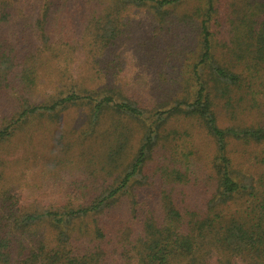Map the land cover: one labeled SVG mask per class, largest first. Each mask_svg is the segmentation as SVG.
<instances>
[{"label":"trees","instance_id":"16d2710c","mask_svg":"<svg viewBox=\"0 0 264 264\" xmlns=\"http://www.w3.org/2000/svg\"><path fill=\"white\" fill-rule=\"evenodd\" d=\"M29 2L39 47L20 55L1 35ZM144 14L159 33L143 47L174 78L152 101L113 80ZM45 52L52 87L33 103ZM11 86L21 101L0 115V264H264V0H0V95ZM71 111L84 113L65 126ZM48 123L52 162L72 177L46 203L9 173L30 160L16 140Z\"/></svg>","mask_w":264,"mask_h":264},{"label":"rangeland","instance_id":"374dc122","mask_svg":"<svg viewBox=\"0 0 264 264\" xmlns=\"http://www.w3.org/2000/svg\"><path fill=\"white\" fill-rule=\"evenodd\" d=\"M13 1V0H10ZM36 2H29L27 4L19 3L16 9L18 14H14L9 23H7L2 31L1 39H3L7 48L16 47L20 55L26 54L27 49H33L39 47L33 36V30L35 25L36 16L34 15V6ZM21 12V14H19ZM61 17V16H58ZM133 18L136 22H133L135 31L133 33V40L130 43V49L121 52V60H118L116 64L120 67V74L113 78L119 85L129 83L130 86L135 87L143 98L147 101H152L157 98L158 94L162 95V90L156 91L157 81L164 79H174L172 77H160L161 73L159 68L163 66V55H158L159 62L151 60L152 55L156 54L153 47H143L144 39L149 35V39H153L159 28H153L151 17L147 14L135 15ZM68 22L60 18L56 21L57 35L62 31L60 28L63 27L62 23ZM141 24V27L138 25ZM51 37H52V22L50 24ZM158 30V31H157ZM143 31V32H142ZM50 40L52 42V38ZM144 38V39H143ZM20 46V47H19ZM124 47L122 48V50ZM45 56L38 57V67L47 72H42L40 75V81L38 86L27 93L30 97V101L33 103H41L45 99H49L50 90L52 87V72L50 67L52 66L51 56L45 52ZM150 54V55H149ZM34 62V61H33ZM32 62V63H33ZM30 63V64H32ZM121 63L123 67H121ZM17 64V63H16ZM162 83V82H161ZM153 90H155L153 92ZM136 93V92H135ZM137 94V93H136ZM0 115H13L19 112L17 102L21 101L19 89L14 87H7L0 95ZM71 113H84V111ZM45 129L34 132L29 130L28 133L34 134L32 141L28 144L23 145L20 139L16 140L19 146V151L22 153H28L30 160H24L22 164L17 165L14 170L9 173L10 183L16 189L17 193L25 197H36L39 198V202H46L47 199H52V193L62 191V187L68 183L72 176V173L65 170L64 167L56 169V163L53 164L52 157L57 155V151L54 148L55 141L54 135L52 134V124L48 123ZM54 142V144H52ZM14 143V144H16ZM13 149L16 147L13 145ZM19 152V155H20ZM20 157H24L20 155ZM75 164V163H74ZM80 176V172L78 171ZM56 186L60 187L56 189ZM42 200V201H41Z\"/></svg>","mask_w":264,"mask_h":264},{"label":"clouds","instance_id":"9594fccd","mask_svg":"<svg viewBox=\"0 0 264 264\" xmlns=\"http://www.w3.org/2000/svg\"><path fill=\"white\" fill-rule=\"evenodd\" d=\"M71 122H72V114H71V112H69V114H68V120L65 122V126H67Z\"/></svg>","mask_w":264,"mask_h":264}]
</instances>
